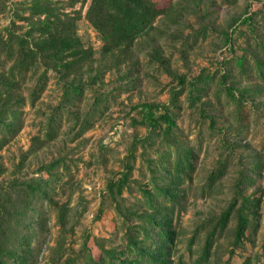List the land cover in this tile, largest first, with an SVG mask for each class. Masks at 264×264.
<instances>
[{"label": "rangeland", "instance_id": "obj_1", "mask_svg": "<svg viewBox=\"0 0 264 264\" xmlns=\"http://www.w3.org/2000/svg\"><path fill=\"white\" fill-rule=\"evenodd\" d=\"M38 1L73 26L77 51L54 56L55 42L51 50L37 52L33 43L39 38L37 24L43 16L33 15L38 11L33 9L34 0H0V68L8 52L2 43L10 37L17 50L28 45L41 54L34 64L37 73L31 68L18 92L24 101L18 108L20 129L0 148V213L3 205L8 206L3 196L14 198L18 190L11 188L12 182L39 175L47 178L38 169L59 158L67 168L63 179L52 180L48 187L51 208L39 202L28 212L34 221L43 213L44 230L35 222L19 230L31 236L34 264L67 259L82 264L84 249L94 257L101 247L120 250L124 230L105 184L111 172L121 170L132 140L146 133L138 125V106L168 105L173 91L180 94L168 106L176 123L172 138L192 148L195 156L191 179L172 216L177 236L168 264H264V0H153L163 9L153 28L132 45L112 52H105L106 44L89 19L94 0ZM48 55L54 57L49 64ZM201 72L212 81L191 106L189 83ZM225 75V85L236 93L254 88L258 92L243 95L237 108L219 83ZM179 78L186 83L180 84ZM37 83L43 86L32 103L30 93ZM66 84L77 85L81 92L65 98ZM85 118L89 126L82 128ZM51 128L54 139L45 141ZM152 149L148 153L155 158ZM139 153L140 149L134 153L132 179L144 184L146 165L140 163ZM220 160L225 172L209 185ZM241 173L247 182L238 188ZM238 191L257 202L255 214L247 215L250 224L241 243H232L238 200L224 228H215L204 257L208 233ZM124 197L132 204L138 194L133 190ZM59 210H65L62 224Z\"/></svg>", "mask_w": 264, "mask_h": 264}, {"label": "trees", "instance_id": "obj_2", "mask_svg": "<svg viewBox=\"0 0 264 264\" xmlns=\"http://www.w3.org/2000/svg\"><path fill=\"white\" fill-rule=\"evenodd\" d=\"M33 9L38 10L33 15L43 16L37 24L39 38L33 43L37 52L44 53L49 48L51 50L55 42L54 56L77 51L73 26L69 22L65 24L59 15L52 12L48 6L41 5L38 0H34ZM162 13L163 9H159L153 0H94L88 15L106 44L105 52H112L122 46L132 45L138 36L153 28V23ZM225 40L227 43L230 42V37L227 36ZM13 43L14 39L11 37L7 42L2 43L3 49L8 48V52L5 51V61L0 68V148L6 145L20 129L21 111H18V108H22L24 101L17 97L18 92L21 84L26 81L30 69L34 68V74L37 73L34 64L36 65V58L41 55L33 53L28 45L23 47V50H17L13 47ZM51 57L54 58L48 55L45 63L49 64ZM237 64L242 70L241 60H238ZM4 67L8 68L5 70ZM202 74L203 72L189 83L187 98L191 106L196 105L206 86L212 81L211 76L205 75L203 78ZM226 79V75L221 76L219 83L224 86L223 90L229 101L235 103L237 108L243 95H251L252 91L258 92L254 88L236 93L233 87L225 85ZM179 81L182 85L186 83L185 78H179ZM42 86L37 83L33 87L30 93L32 103L38 98ZM65 87V98L81 92L77 85L66 84ZM179 94L173 91L168 105L138 106L141 112L138 125L144 126L146 133L143 137H135L132 140L121 170L111 172L105 184V194L115 215L121 220L124 244L120 250L101 247L96 257L89 249H84L82 250L84 254L81 253L80 256L83 258L82 264H168L176 246L177 236L172 225V216L175 208L179 206V200L184 196L186 182L191 179L195 156L192 148L182 147L172 138L176 123L168 112V106L175 104ZM209 120V127H213V120ZM82 124V128L89 126V120L85 118ZM53 139L54 130L51 128L45 135V141ZM139 149L140 163L146 165L147 175L144 173L143 177H146L147 181L144 184L132 179L136 159L134 153ZM151 149L156 153L155 158L148 153ZM225 168V164L220 160L209 177V185L222 176ZM65 169L67 168L63 165V159L59 158L38 169V173H45L47 178L39 175L10 184L11 188L17 186L18 190L14 191V198L3 196L4 203L8 206L3 205L0 213V264H34L35 248H30L31 236L24 235L22 230H19L34 222L41 231L44 230L46 218L43 213L38 214V219L34 221L33 216L28 212L39 202H44L47 208H51L54 203L48 187L52 180L60 182L63 179L62 173ZM60 170L63 172L59 173ZM246 180V174L241 173L237 187H244ZM133 190L137 192L138 198L131 204L124 197V193L128 192L132 195ZM238 200L240 206L234 211L236 226L232 243L233 246L241 243L244 232L250 224L247 215L255 214L253 209L256 208L257 202L244 197L242 191H238L233 203L222 213L217 224L208 233L203 251L204 257L211 247L215 228H220V231L224 228L229 213ZM64 216L65 210H59L58 220L61 224ZM54 264H76V262L67 259Z\"/></svg>", "mask_w": 264, "mask_h": 264}]
</instances>
